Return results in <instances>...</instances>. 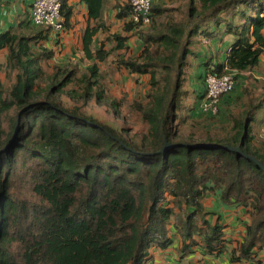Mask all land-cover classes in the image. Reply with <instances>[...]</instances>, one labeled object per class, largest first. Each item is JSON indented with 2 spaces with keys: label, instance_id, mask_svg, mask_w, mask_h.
<instances>
[{
  "label": "trees",
  "instance_id": "trees-1",
  "mask_svg": "<svg viewBox=\"0 0 264 264\" xmlns=\"http://www.w3.org/2000/svg\"><path fill=\"white\" fill-rule=\"evenodd\" d=\"M69 1L62 0L66 27ZM80 1L99 22L84 37L86 56L94 60L86 69L73 62L50 68L53 54L41 47L42 33L0 37V49L9 51L6 80L0 82V264H149L152 248L172 246L170 226L183 241L182 257L200 246L221 254V218L212 220L204 203L216 192L227 206L250 208L232 262L264 264L258 258L264 252V171L238 153L197 147H239L264 164V138L253 133L264 100L248 98L244 108H230L222 134L207 130L221 116L224 98L237 90L239 75L260 65L264 0H191L189 24L161 20L167 10L154 0L146 30L129 20L130 0ZM110 3L120 31L107 38L112 47L95 51L93 37L99 29L108 31L103 11ZM225 21L226 31L237 37L225 65L238 76L219 114L207 116L199 108L206 73L225 65L205 66L203 88L193 98L184 89L186 68L194 36ZM134 37L143 43L140 53L132 52ZM112 56L115 68L108 64ZM110 75L115 88L126 79L135 85L128 110L141 129L123 121L121 101L108 99ZM92 100L110 106L111 123L84 112ZM166 141L172 148L162 153Z\"/></svg>",
  "mask_w": 264,
  "mask_h": 264
},
{
  "label": "crops",
  "instance_id": "crops-1",
  "mask_svg": "<svg viewBox=\"0 0 264 264\" xmlns=\"http://www.w3.org/2000/svg\"><path fill=\"white\" fill-rule=\"evenodd\" d=\"M33 1L34 0H0V37L6 32L30 36L42 33V37H46V41L43 42L41 47L53 54L50 61H48L50 68L56 64H67L70 62L79 64L81 69H86L91 65L94 60L86 56L84 51V37L86 31L89 28H96L99 22L89 17L87 5L80 0H70L69 4L72 7V15L68 27L65 26V31L62 34L51 32L47 35L44 29L30 23ZM155 1L156 4L159 3L162 7L167 8V11L170 10V8L177 7L175 11L176 14L174 15L175 20L178 19L182 23H185L184 19L186 18V12L188 7H190L191 0ZM112 4L113 3L106 5L103 11V22L106 24L108 31L99 29L93 37L91 47L95 51L100 49L106 50L112 47V43L108 42L107 38L120 31L122 22L116 18V10L113 9ZM231 15L232 14H228L227 18L230 19ZM161 18V20L165 21L169 19L168 13L163 14ZM226 25L227 22L225 21L222 22L218 28L215 26H208L209 31L206 35L198 34L192 39V49L194 53L191 58L193 57L196 63H199V67L197 68V83L195 82L192 86L196 94L201 92L203 88L201 75L205 71V66L225 65L228 53L237 40L234 34L226 31ZM129 42H131L132 52L140 53L138 49L142 47L143 43L135 37L131 38ZM8 54V48L0 49V66H2L0 69V82H5L6 80L3 68H5L7 64ZM199 60H203L204 64H201ZM114 62L115 60L112 56L108 64H112V68H115L114 64L116 63ZM105 65L106 63L102 64L103 71L107 70ZM119 77L120 74L118 72L115 78L119 79ZM125 81L124 85L127 84L131 89L135 87V85H132L130 79H126ZM146 81L145 78L144 83ZM248 98H253L256 103L263 102L264 100V53L260 56L259 67L239 75L237 90L231 96L224 98L221 116L218 118L217 123L211 124L212 126L210 125L207 130L214 135L221 132V126L224 127L230 124L229 119H227L228 110L239 106L244 108L243 103H245ZM253 133L257 138H264V107L259 111L257 119L253 124ZM253 144L255 145L256 142ZM220 195L219 192H216L206 198L204 203L205 211L212 214V220L216 221L218 217L221 218L224 233L223 247L225 248L226 246L223 253L211 254L200 246L192 249L189 255L182 257L181 249L183 241L177 231L170 226V235L173 239L172 246L167 249L152 248L150 252L151 261L149 264H256L254 262H232L233 253L239 250L245 234L246 225L250 223V208L243 205L227 206L221 201ZM172 228L176 235L172 233ZM202 257H205L207 262ZM258 258L264 261V252L261 253Z\"/></svg>",
  "mask_w": 264,
  "mask_h": 264
},
{
  "label": "built area",
  "instance_id": "built-area-1",
  "mask_svg": "<svg viewBox=\"0 0 264 264\" xmlns=\"http://www.w3.org/2000/svg\"><path fill=\"white\" fill-rule=\"evenodd\" d=\"M154 0H130L132 14L130 21L140 30H146L152 25V5ZM1 7V2H0ZM30 17L37 27L51 29L62 34L65 31V20L62 16V0H34ZM238 73L226 65L218 72L212 68L206 73V98L199 104L202 114L217 116L223 96L231 93L236 86Z\"/></svg>",
  "mask_w": 264,
  "mask_h": 264
},
{
  "label": "rangeland",
  "instance_id": "rangeland-1",
  "mask_svg": "<svg viewBox=\"0 0 264 264\" xmlns=\"http://www.w3.org/2000/svg\"><path fill=\"white\" fill-rule=\"evenodd\" d=\"M176 8L177 7L170 8V10L167 11L168 16H169V20L172 19L176 23H182L178 19L175 20V16L174 15L176 14L175 13ZM189 8L190 7H188V10L186 12V18L184 19L186 24H189V23L193 22V19L189 20V17H188ZM163 21L165 22V20H163ZM185 23H183V24H185ZM142 48H143V45H142L141 48L138 49V52ZM190 48L193 51L192 45H191ZM191 56H193V54L190 55V57L188 58L189 66L186 68V76H185L186 80H185L184 89H185V92H188V95L190 96V98H193L194 95H195V90L192 88V86L195 84V82L197 83V81H196V79H198L197 78V68L199 67V63L198 62L196 63V60H194L193 57L191 58ZM114 60L116 61L117 57H114ZM199 62H201V64H204L203 60H199ZM45 67H46L47 71H51V69L49 67H47L46 65H45ZM109 74H110V72L108 73V75ZM111 74L114 75L115 73L113 74V72H112ZM3 80H4V76H3ZM106 81L108 82L109 87H110V97L111 98H108V99L111 100L112 98H116L118 101L122 102V105L120 107V111H121V113L123 115V121L126 122L128 125L133 126L136 130L137 129H141V125L136 123L135 119L133 117H131V114H129V110H128L129 104L131 103V101L133 100V98H134V96L136 94V87H132V89H131V87H128L127 84H126V85H117V88H115V84H114V82L111 79V75L106 78ZM110 83H112L113 86H110ZM123 83H125V81H123ZM190 102H192V99H189L187 101L188 104ZM184 103H185V101H184ZM185 110H186V108L182 106L181 113L185 112ZM84 112L86 114H88V115H93L94 117L99 118L101 121H105V122H109V123L112 122V118L111 117H112L113 111L110 109V106L107 105L106 103L98 104L95 100H92L84 108ZM111 112H112V114H111ZM4 123H5L4 126L6 127V125H7L6 124V120L4 121ZM189 125H190V127H187L186 125H185L186 127L184 126V130L183 131L186 134L190 133V131H191V125H192L191 121L189 122ZM200 125H198L197 127H204L203 123H200ZM196 133H203V132L200 131V129H197ZM172 231H173L172 233L174 235H176V233H175L173 228H172ZM202 258H204L206 260L205 257H202ZM206 262H207V260H206Z\"/></svg>",
  "mask_w": 264,
  "mask_h": 264
},
{
  "label": "water",
  "instance_id": "water-1",
  "mask_svg": "<svg viewBox=\"0 0 264 264\" xmlns=\"http://www.w3.org/2000/svg\"><path fill=\"white\" fill-rule=\"evenodd\" d=\"M20 124V119L17 120V129ZM17 133V130H16ZM15 133V134H16ZM197 147H208V148H214V149H224L230 152H235L240 155L245 156L246 158H249L253 160L262 170L264 171V164L258 160L257 158L250 156L246 153H244L239 147H232V146H222L220 144H214V143H208V144H198ZM172 145L166 141L164 148L161 150L162 153H165L167 150L171 149Z\"/></svg>",
  "mask_w": 264,
  "mask_h": 264
}]
</instances>
